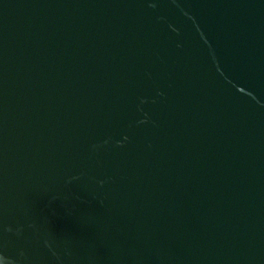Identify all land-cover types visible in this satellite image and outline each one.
I'll use <instances>...</instances> for the list:
<instances>
[{"label":"water","instance_id":"95a60500","mask_svg":"<svg viewBox=\"0 0 264 264\" xmlns=\"http://www.w3.org/2000/svg\"><path fill=\"white\" fill-rule=\"evenodd\" d=\"M0 264H264V0H0Z\"/></svg>","mask_w":264,"mask_h":264}]
</instances>
